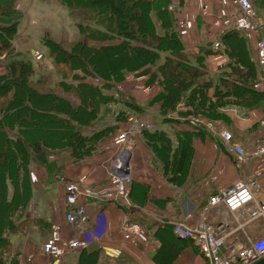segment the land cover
Returning <instances> with one entry per match:
<instances>
[{
	"label": "crops",
	"instance_id": "obj_1",
	"mask_svg": "<svg viewBox=\"0 0 264 264\" xmlns=\"http://www.w3.org/2000/svg\"><path fill=\"white\" fill-rule=\"evenodd\" d=\"M171 3L169 6L174 5L178 8V15L175 18L186 21L189 26V30H187L189 36L181 37L187 57L193 62L198 58H204V69L210 77L206 79L213 78L214 83L217 84L228 70L230 59L220 52L211 54L212 51H218L214 48L215 43L218 41L222 43V39H217L214 36L213 21L229 14L228 2L226 0H171ZM254 3L257 17L261 22L259 36L264 40V0H256ZM199 4H202V7L205 5L209 7L205 17L198 10ZM21 5V0H13L15 12L13 15L15 17H21L16 13L17 9L20 12ZM22 34L20 25H18V34L15 39H21L24 36ZM18 43L17 41V45ZM228 49L232 51L234 59H239L242 55L245 59L249 58L254 62L258 70L256 82L261 79L260 70L256 63L255 41L246 40L245 44L237 45L228 41ZM15 52L18 53V51ZM34 52L33 50V54ZM5 59L6 56L1 58V64L5 62ZM19 60L23 59L19 58ZM163 61L162 58L161 63ZM26 62L28 61L26 60ZM47 63L45 61L44 66H47ZM0 67L5 68L1 65ZM156 71L157 67L154 68L153 73ZM76 73L84 77L83 74ZM62 79L60 76V80L54 83V86ZM160 79L161 77L154 82H151L152 80L149 82L146 78L141 79L143 83L149 82L148 85L151 88L149 94L140 92L137 84L133 81L126 82L120 92L110 93L107 90L106 93L115 96L117 101L102 106L100 116L98 115L99 118L96 120L100 127L102 122L105 123L103 127H110L111 125L116 127L113 134L119 133L120 135L128 126V111L142 119L143 122L152 125L153 131L166 132L170 146L160 150L157 155L153 149L156 142L150 141L149 135L143 133L140 137L138 136L137 143L132 148L117 143L118 146L114 152L105 149L103 154L97 155V152H94L92 156L76 161L72 156L71 149L62 148L63 143L61 146L56 142L52 147H44L46 144L32 135L33 127L32 131L27 129L29 135L26 136V140L22 138L25 147L13 149L17 152L11 163L14 164V168L10 165L11 167L7 166L4 169L10 173L6 181L9 189L6 202L27 203V205L18 213L12 208L4 214L0 213V264L205 263L203 256L194 244H180L175 241L168 230L160 231L158 227L172 226L173 222L186 221L189 216L199 219L201 211L208 203L205 195L207 190L211 189V193L214 191L218 193L237 181L246 179L252 175L255 163L245 162L241 164L237 162L228 148H215L211 143L212 141H209L210 139L206 136L207 132L201 131L204 133L202 137L198 134L190 136L192 148L185 171L179 174L178 181L169 183L168 178H172L176 172L172 168V163L181 150L183 151V149L178 148V141L186 139L183 132L200 130L192 127L188 122L190 118L195 116L181 117L178 112L162 116L159 112L160 105L151 106L154 99L163 92L159 83ZM67 80L72 81L71 78ZM91 80V77H87L84 82L90 84L88 81ZM257 91L264 92V90ZM213 94L214 90H209V96ZM67 98L68 100L74 99L72 97ZM131 104L140 107L145 112L132 111L133 108L129 107ZM73 106L77 108V102ZM184 108V102L178 106V109ZM224 112L229 119L213 120L197 117L205 121L210 120L222 124L224 128L234 134L236 143H240L247 149L264 144L263 108L254 110L230 108ZM122 113H124L123 118H121ZM103 118L105 120H102ZM0 119L2 118L0 117ZM165 119H175L188 123L186 126H178L165 121ZM17 129L15 127L14 130H9L8 136L15 140L25 135H21V131H17ZM87 129L93 131L92 128ZM32 139L44 144H42V148L46 149L49 154L46 162L35 153ZM125 150L128 151L127 162L130 164V194L131 183L134 184L130 204L110 201L102 197L103 192L111 191L112 188L111 180L115 174V157L120 151ZM27 157L28 160H25ZM83 177H86V186L98 192L100 196L80 198L79 206L87 208L90 220L85 224L73 226L67 222L66 184L76 182ZM17 186L30 187V197L15 196ZM1 206L2 203H0ZM136 214L137 216L146 214L153 217L157 226L148 229L145 227L146 230L142 238L128 242L122 236L121 225L123 221L139 219V217H135ZM227 218L228 215L224 210L207 213V220L210 223H221ZM186 223L190 226L195 225L190 221ZM56 226L62 228L64 239H92L90 246L85 250L70 251L60 260L47 256L43 252V245L50 238ZM98 232L101 237L100 240L94 238ZM166 246L167 249L164 250ZM181 248H183L182 251L175 258L176 250ZM200 256L203 258V262H200Z\"/></svg>",
	"mask_w": 264,
	"mask_h": 264
},
{
	"label": "trees",
	"instance_id": "obj_2",
	"mask_svg": "<svg viewBox=\"0 0 264 264\" xmlns=\"http://www.w3.org/2000/svg\"><path fill=\"white\" fill-rule=\"evenodd\" d=\"M60 2L69 9L72 17L78 20L81 18L88 26L79 25V31L84 35V39L73 46L72 52L64 50L61 45L50 39L45 40L57 73L63 78L54 86V84L45 83L42 78L32 84L31 78L34 72L32 62L19 60L21 57L19 53L13 57L18 24L15 21L12 25L1 24L3 17L7 21L15 20L13 0H0V60L5 56L7 59L5 60L6 72L5 69L0 71V99L3 103L0 112L4 114V117L0 119V141L5 145L11 161L17 153L13 149L25 147L22 138L26 140L27 129L41 125V122L31 119L32 105L35 106L39 102V106L43 107L44 104H49L48 108L54 115L55 112L65 110L64 113L70 114L77 120L78 126L75 127L68 121L59 119L58 122H63V125L71 129V136L53 139L52 142L43 140L42 142L46 144L44 147H52L56 142L61 146L63 143L62 148L71 149L76 161L92 156L97 151L96 145L109 134L114 133L116 129L114 126L101 128L96 122L101 107L117 101L115 96L106 91L115 84L124 82L126 76L131 73L150 76L149 82L150 80L154 82L161 77L159 83L163 92L154 99L151 106L160 105L159 112L162 116L178 112L179 116L186 118L200 116L213 120H226L229 119L224 112L226 109H264V92L254 89L258 73L255 63L249 58L245 59L242 55L238 57L239 59H234L232 51L228 49V41H232L235 45L245 44L246 38L239 32L231 31L218 38L222 39V47L218 51L211 52V54L220 52L230 59L228 70L215 84L213 78L206 79L210 77L204 69V58H198L193 62L187 57L184 42L175 29V21L168 10L171 0H60ZM154 14L161 24L163 34L158 33ZM129 16L133 18H128ZM111 54L119 61H114V64L110 66L108 60L111 59ZM162 58L163 63H161ZM156 67L157 71L153 73ZM76 72H81L84 77ZM94 75L101 77L107 83L99 87L84 82L85 78ZM68 78L72 81H68ZM52 88L58 91L55 93L46 90ZM211 89L214 90V94L209 96ZM23 91L26 95L28 94L26 99H23ZM31 95L34 96L33 99L40 97L42 100L39 99V102L33 104V99L30 101ZM67 97L75 99L77 108H74ZM23 101L24 105H22ZM183 102L185 108L178 109ZM129 107L133 108L132 111L145 112L132 104ZM123 115L124 113L121 118ZM129 117L131 115L127 111V120ZM165 121L178 126H186L188 123L175 119H165ZM15 127L18 128L17 131H21V135H25L14 140L8 136V131L14 130ZM87 128H92L96 132L92 133L93 135H87ZM183 133L186 139L178 141V148L183 151L181 150L172 163V168L176 172L173 177L171 176L172 178H168L169 183L178 181L179 174H182L188 165L192 148L190 136L198 134L202 137L204 135L203 132L197 130ZM145 134L149 135L150 141L156 142L153 146L156 155L160 150L170 146L168 135L164 131H145ZM32 143L37 156L46 162L49 154L46 149L42 148L43 143L33 139ZM6 157L3 161L8 160ZM25 160H28V157ZM41 163L44 162L41 161ZM11 166L14 168V164ZM9 175L10 173L6 170L0 174L1 214L10 208L18 213L27 205V203L6 202L9 191L6 181ZM133 191L134 184L131 183V198ZM30 192V187L17 186L15 188V196L29 198ZM135 217L139 219L130 221L139 222L144 228L157 226L151 216L146 214L137 216L136 214ZM158 228L160 231L168 230L175 241L180 244L193 245L191 240L179 239L173 233L171 225ZM166 249L167 246L164 250ZM182 249L176 250L175 258Z\"/></svg>",
	"mask_w": 264,
	"mask_h": 264
},
{
	"label": "built area",
	"instance_id": "obj_3",
	"mask_svg": "<svg viewBox=\"0 0 264 264\" xmlns=\"http://www.w3.org/2000/svg\"><path fill=\"white\" fill-rule=\"evenodd\" d=\"M229 14L213 21L218 37L237 31L248 41H255L256 63L261 79L254 84V89L264 90V40L260 38L261 22L257 17L254 0H226ZM209 7L204 8L207 14ZM171 11L175 7H170ZM181 28V27H180ZM220 42L214 48L219 50ZM36 59L43 56L36 53ZM95 85L104 84L100 79H92ZM190 125L200 131H206L224 148H228L237 162H254L251 176L237 181L232 186L220 190L209 199L200 213L199 219L191 216L186 221L173 222V233L182 240H191L205 260V264H257L264 260V144L247 149L236 143L233 133L222 124L200 118H190ZM128 129L117 139L119 145L132 144L136 134L153 130L147 123L138 121L134 116L128 120ZM114 176L111 191L102 193L110 201L130 204V174L126 175L125 165L128 151H120L115 157ZM121 170L120 173H116ZM122 171H125L123 173ZM86 177L66 184V203L68 206L67 222L73 226L85 224L90 220L85 206H79L80 198H95L100 194L89 188ZM224 210L228 218L221 223L207 220L209 211ZM195 223L190 226L186 222ZM124 240L136 241L144 235L145 229L138 223L123 221L121 225ZM258 236V237H257ZM100 240L99 232L94 237ZM92 239H64L62 228L56 226L50 238L43 245V252L56 260L64 258L70 251L87 249Z\"/></svg>",
	"mask_w": 264,
	"mask_h": 264
},
{
	"label": "rangeland",
	"instance_id": "obj_4",
	"mask_svg": "<svg viewBox=\"0 0 264 264\" xmlns=\"http://www.w3.org/2000/svg\"><path fill=\"white\" fill-rule=\"evenodd\" d=\"M254 1H256V0H254ZM21 2H22V5L20 6V12H18V9L16 11V13H18V15H20L21 17L16 16L15 20H12V21H7V19H5V17H3L1 24L2 25H12L15 21L18 25H20V32L23 33L22 35H24V36L21 39H18V42H19L18 43V45H19L18 46L19 47L18 53L21 54L20 59H23L25 61L27 60L28 62L31 61L33 63L34 73H33V78H31V83L32 84L37 83V80H39V78H42L45 83L54 84L58 80H60V76H58L59 74L57 73V70L55 68V64L53 63L52 59L50 58L49 49L45 45V40L51 39V40L55 41L57 44L61 45L64 50L72 52L71 50H72L73 46L75 44H77L78 42H81L84 39V35L81 34V32L79 31V25L81 24V25L86 27V26H88V24L85 23L84 21H82L81 18L79 20L73 18L70 14L69 9L67 7H65L64 5H62L60 0H21ZM254 6H255V3H254ZM205 7H208V6L205 5L204 7H202V4H199V7H198V10L201 12V15H203V16L206 15V13L204 12ZM177 9L178 8L175 7V10L171 11L170 7L168 8V10L172 14L173 19L175 21V25H176L175 27H176L177 31L179 32V34L182 38H185V37L189 36V33L187 32V30H189V26L186 23V21L180 20V19L177 20L175 18L176 15H178ZM255 9H256V7H255ZM128 18H133V16L132 17L129 16ZM153 18L155 19L159 33L162 34V27L160 25L159 20L155 16V14L153 15ZM214 30H215V28H214ZM214 36L217 39L220 38V37H218L216 30H215ZM15 40H17V39H15ZM22 48H24V49H22ZM33 50L41 53L44 56V60L42 62H38L36 60L35 55L33 54ZM13 53H16V52L14 51ZM112 54L110 55L111 59L108 60L109 61L108 64L110 66L114 64V61H119ZM12 55L14 57L16 54H12ZM5 60H7V59H5ZM44 61L48 62L47 66H44ZM5 63L6 62H2L1 66L5 67L4 69L6 71L7 70V66H6L7 63L6 64ZM43 66H44V68H43ZM0 69H1V71L3 70L1 67H0ZM79 73H81V72H79ZM91 78L93 80L96 78L100 79L104 83V84H99V87H103L107 83L104 79H102L101 77H99L97 75H94ZM142 78H146L149 80L150 76H140L137 73L128 74L126 76L124 82L115 84L108 91L110 93L120 92L123 89V85L126 82L133 81L134 83L137 84L140 92L145 93V94H149L151 91V88L148 85L149 82L147 81V82L143 83V81L141 80ZM108 83H110V82H108ZM46 90L56 93V90L54 88L46 89ZM13 93L16 96V92L14 91ZM22 94H24L23 99L24 98L26 99L28 94L26 95L25 91H23ZM33 97L34 96L31 95L30 101L33 99ZM39 99L42 100V98H40V97H35V99L32 100L33 101L32 103L34 104V103L39 102L40 101ZM69 101L72 105H76V102L74 101V99L69 100ZM2 104H3L2 99H0V111L2 109ZM24 104H25V102L23 101L22 105H24ZM39 104H40V102L37 103L35 106L32 105L31 119L41 122V125L39 127H37V128L33 127V131H32V127L29 128L32 131V135L34 137H36L37 139H39L40 141L44 140V142H46V141L52 142L53 139H58L60 137L61 138L62 137L63 138L70 137L71 136V129H69L68 127L63 125V122H58V120L61 119L63 121H68L69 123H71L75 127H78L77 122H76L77 120L74 119L70 114L64 113L65 110H63V112L62 111L55 112V115H54V113L51 112L50 109L48 108L49 104H44V107L39 106ZM116 111H118V109H116ZM130 115L134 116L138 121L143 122V120L140 119L139 117H137L136 115H134L132 113H130ZM99 116H98V118H99ZM0 117L1 118L4 117V114L2 112H0ZM118 118H120L119 115H118ZM194 118H198V117H194ZM102 120H105V119L103 118ZM90 123H91V121H90ZM104 124H105L104 122L101 123V125H102L101 128L103 127ZM89 125H91V124H89ZM128 127H129V125L127 126V128L124 131H126L128 129ZM59 131L61 133H59ZM94 132H96V131L95 130L88 131L87 135H93L92 133H94ZM143 133L142 134H136L134 137L133 143L125 145V147H130V146H131V148L134 147L137 143V138H139L141 135H143ZM28 135H29V132H28ZM118 136H119V133L116 135L112 133V134H109V136L105 137L102 141H100L96 145L97 155L103 154V151L105 149H106V151L110 150V151L114 152L118 146L117 145ZM206 136L210 139L209 141H212L211 143L215 146V148H217V149H223L224 148L223 146H221V144L218 141L213 139L208 132H207ZM5 156H7L6 158H8L7 150H6L5 145L0 141V174L2 173V171L4 169L7 168V165L9 166L12 163L10 158H8V160L6 159V161H3V158ZM100 156H102V155H100ZM0 187H1V178H0ZM216 192L217 191H214L211 193V189L210 190L208 189L207 193H205L206 199H207L206 201L208 202L209 199H211V197L214 196ZM200 262H203V258L201 256H200Z\"/></svg>",
	"mask_w": 264,
	"mask_h": 264
},
{
	"label": "water",
	"instance_id": "obj_5",
	"mask_svg": "<svg viewBox=\"0 0 264 264\" xmlns=\"http://www.w3.org/2000/svg\"><path fill=\"white\" fill-rule=\"evenodd\" d=\"M125 168H126V170H125L126 171V175H129L130 174V164H129V162L126 163ZM125 171H122V172L125 173ZM120 172H121V170H117L116 171L117 174L120 173ZM257 264H264V260L259 262V263H257Z\"/></svg>",
	"mask_w": 264,
	"mask_h": 264
}]
</instances>
